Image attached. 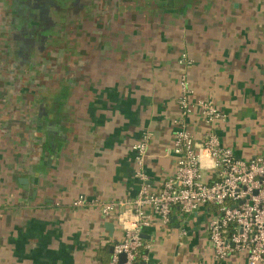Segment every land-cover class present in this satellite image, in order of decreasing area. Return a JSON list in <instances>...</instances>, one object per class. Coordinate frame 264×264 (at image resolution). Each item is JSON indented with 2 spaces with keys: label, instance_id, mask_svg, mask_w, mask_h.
Returning a JSON list of instances; mask_svg holds the SVG:
<instances>
[{
  "label": "crops",
  "instance_id": "obj_1",
  "mask_svg": "<svg viewBox=\"0 0 264 264\" xmlns=\"http://www.w3.org/2000/svg\"><path fill=\"white\" fill-rule=\"evenodd\" d=\"M156 13L89 36L84 85L69 80L67 97L0 98V264H104L132 216L90 203L138 196L134 145L147 130L150 189L175 173L184 73L196 140L208 129L197 102L212 100L226 116L215 126L222 144L241 159L264 156V0H164ZM81 195L88 204L74 206ZM145 209L141 264H264L242 253L217 259L207 207L191 215L175 207L168 223Z\"/></svg>",
  "mask_w": 264,
  "mask_h": 264
},
{
  "label": "built area",
  "instance_id": "obj_2",
  "mask_svg": "<svg viewBox=\"0 0 264 264\" xmlns=\"http://www.w3.org/2000/svg\"><path fill=\"white\" fill-rule=\"evenodd\" d=\"M183 59L187 60L186 54ZM180 89V113L174 120L175 173L159 190L150 189L144 163L153 132L147 130L134 145L136 162L140 166L137 172L140 181L138 196L120 201L96 199L90 203L106 216L114 213L119 206L127 207L132 216V220L124 221V237L114 245L109 264L136 263L140 249L146 247L142 228L150 221L151 215L145 209L147 206L167 223L175 207L188 215L207 207L212 212L208 234L217 259L242 253L253 261L263 262L264 156L241 159L235 155L233 148L222 144L215 126L225 122L226 116L212 100L197 102L208 125L202 141H197L187 121L194 107L190 100L193 90L187 73L180 78ZM86 204L88 201L83 195L73 201L76 207ZM123 254L126 255L125 262H121Z\"/></svg>",
  "mask_w": 264,
  "mask_h": 264
},
{
  "label": "rangeland",
  "instance_id": "obj_3",
  "mask_svg": "<svg viewBox=\"0 0 264 264\" xmlns=\"http://www.w3.org/2000/svg\"><path fill=\"white\" fill-rule=\"evenodd\" d=\"M163 5L164 0H0V98L67 97L69 80L84 85L89 36L108 32V22L154 21ZM99 48L93 39V50Z\"/></svg>",
  "mask_w": 264,
  "mask_h": 264
},
{
  "label": "trees",
  "instance_id": "obj_4",
  "mask_svg": "<svg viewBox=\"0 0 264 264\" xmlns=\"http://www.w3.org/2000/svg\"><path fill=\"white\" fill-rule=\"evenodd\" d=\"M143 253L145 254L144 251H143ZM111 256H112V253H109L108 251L105 250L104 254L100 255V259L102 260V262L104 264H109ZM135 264H141V258L140 257L137 259Z\"/></svg>",
  "mask_w": 264,
  "mask_h": 264
},
{
  "label": "water",
  "instance_id": "obj_5",
  "mask_svg": "<svg viewBox=\"0 0 264 264\" xmlns=\"http://www.w3.org/2000/svg\"><path fill=\"white\" fill-rule=\"evenodd\" d=\"M125 261H126V255L123 254V255H121V262H125Z\"/></svg>",
  "mask_w": 264,
  "mask_h": 264
},
{
  "label": "flooded vegetation",
  "instance_id": "obj_6",
  "mask_svg": "<svg viewBox=\"0 0 264 264\" xmlns=\"http://www.w3.org/2000/svg\"><path fill=\"white\" fill-rule=\"evenodd\" d=\"M52 3H55L56 2V0H50Z\"/></svg>",
  "mask_w": 264,
  "mask_h": 264
}]
</instances>
